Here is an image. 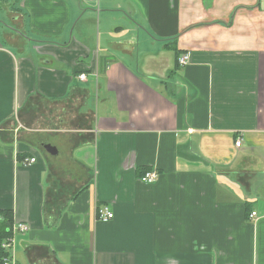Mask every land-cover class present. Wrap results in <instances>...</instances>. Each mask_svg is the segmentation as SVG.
I'll list each match as a JSON object with an SVG mask.
<instances>
[{
    "label": "crops",
    "instance_id": "crops-1",
    "mask_svg": "<svg viewBox=\"0 0 264 264\" xmlns=\"http://www.w3.org/2000/svg\"><path fill=\"white\" fill-rule=\"evenodd\" d=\"M0 210L14 264H264V0H0Z\"/></svg>",
    "mask_w": 264,
    "mask_h": 264
},
{
    "label": "built area",
    "instance_id": "built-area-1",
    "mask_svg": "<svg viewBox=\"0 0 264 264\" xmlns=\"http://www.w3.org/2000/svg\"><path fill=\"white\" fill-rule=\"evenodd\" d=\"M187 59H188V55H183L179 57L180 64H186ZM85 77L86 75L84 73L80 75L81 79H85ZM242 141L243 140L241 138H237L235 142L236 147H240L242 145ZM36 161H37L36 157H31V158L29 157L23 160V164L29 165L35 163ZM158 177L159 174L156 171H147L144 175L140 177V179L145 183H154L158 179ZM252 216H256V212H253ZM97 217L101 220L108 221L113 219L114 212L108 206H102L97 209ZM28 230H29L28 224L18 223L15 225L14 232L20 231L25 233ZM14 244H15V238L13 234L10 237H8L6 240H4V242L2 243V247L6 251L10 252V250L14 248ZM3 264H14V261L11 258L10 253L8 256L5 257Z\"/></svg>",
    "mask_w": 264,
    "mask_h": 264
},
{
    "label": "trees",
    "instance_id": "trees-1",
    "mask_svg": "<svg viewBox=\"0 0 264 264\" xmlns=\"http://www.w3.org/2000/svg\"><path fill=\"white\" fill-rule=\"evenodd\" d=\"M13 223L12 211L0 210V264H3L5 257L9 255L2 243L12 235Z\"/></svg>",
    "mask_w": 264,
    "mask_h": 264
},
{
    "label": "water",
    "instance_id": "water-1",
    "mask_svg": "<svg viewBox=\"0 0 264 264\" xmlns=\"http://www.w3.org/2000/svg\"><path fill=\"white\" fill-rule=\"evenodd\" d=\"M19 32L21 33L20 30H19ZM23 35L26 37L25 34H23ZM45 148H46V150H47L48 152H50V153H56V149H55L53 146L49 145V144H46V145H45Z\"/></svg>",
    "mask_w": 264,
    "mask_h": 264
},
{
    "label": "rangeland",
    "instance_id": "rangeland-1",
    "mask_svg": "<svg viewBox=\"0 0 264 264\" xmlns=\"http://www.w3.org/2000/svg\"><path fill=\"white\" fill-rule=\"evenodd\" d=\"M10 28H12V26H9Z\"/></svg>",
    "mask_w": 264,
    "mask_h": 264
}]
</instances>
